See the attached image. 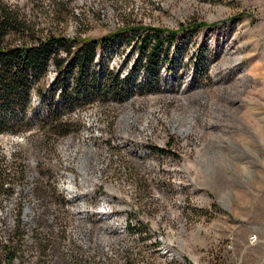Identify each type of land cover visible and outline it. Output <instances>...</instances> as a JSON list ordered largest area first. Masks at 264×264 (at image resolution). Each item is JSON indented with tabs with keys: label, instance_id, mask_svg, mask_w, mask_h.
<instances>
[{
	"label": "rangeland",
	"instance_id": "374dc122",
	"mask_svg": "<svg viewBox=\"0 0 264 264\" xmlns=\"http://www.w3.org/2000/svg\"><path fill=\"white\" fill-rule=\"evenodd\" d=\"M6 1L37 35L217 24L171 43L165 37L158 73L137 51V35L114 37L82 77L97 88L94 78L107 66L130 74L127 95L77 101L80 112L69 117L79 131L49 133L45 142L39 123L61 84L50 62L41 84H32L25 128L10 123L0 132L1 166L21 163L28 171L2 199L0 240L15 228L21 202L23 249L30 264L38 260L31 247L45 208L34 191L41 182L49 212L40 231L56 246L42 264H264V0ZM71 67L67 86L79 89L81 68ZM68 189L79 194L70 204L61 201Z\"/></svg>",
	"mask_w": 264,
	"mask_h": 264
},
{
	"label": "trees",
	"instance_id": "16d2710c",
	"mask_svg": "<svg viewBox=\"0 0 264 264\" xmlns=\"http://www.w3.org/2000/svg\"><path fill=\"white\" fill-rule=\"evenodd\" d=\"M217 23L208 24L203 21H194L190 24H181L178 28H163L147 24H128L98 37H70L64 34L37 35L36 30L30 22L17 10L13 9L6 0H0V132L9 125L10 128L19 132L25 128L29 105L32 97V84H41L44 79V72L50 62H53L57 70L56 81L60 82V92L51 100L53 105H48L45 118L40 120L39 129L46 131L45 142L50 137L47 134H55L58 138L79 131V124L73 121L66 113L78 106L77 101L89 100L93 96H102L105 99L119 98L127 95V79L130 74H113L106 67L103 78L96 76L95 87L84 83L82 77L85 66L96 56L98 48L110 45L114 37H119L123 33L130 32L137 35L139 44L137 51L145 56L146 63L152 73H158L160 69V56L164 47L163 39L168 37L170 43L181 34L190 30L201 29L214 26ZM18 36L20 42L10 43L12 37ZM64 52L71 58L66 63L65 58L60 57ZM78 64L80 77L78 78L79 89L70 90L68 85L69 76L73 73L72 64ZM86 82V81H85ZM99 84V85H98ZM36 94L45 98L43 91L38 89ZM51 95V93H49ZM56 97L59 99L56 100ZM80 98V99H79ZM60 102V105L57 103ZM62 104V105H61ZM67 110V111H66ZM8 112L9 117H3L2 112ZM7 129V128H6ZM162 154H167L170 150L156 148ZM11 170L4 168L0 163V205L3 197L11 198L16 191V183L22 182L28 175L25 164H11ZM38 182L35 187V194L42 204L45 205L43 212L37 214V226L33 229L36 238L32 249L39 251L38 260L34 264H42L49 255V250L55 252L56 246L52 245L43 235L40 228L47 221L46 215L49 212L47 192ZM54 194V192H53ZM65 202V197L61 195V201ZM1 207V206H0ZM16 225L11 230L7 240H0V264H30L24 252V239L28 233L23 219V207L18 203ZM58 219V216L54 218ZM127 264H135V261L127 259Z\"/></svg>",
	"mask_w": 264,
	"mask_h": 264
},
{
	"label": "built area",
	"instance_id": "2783aa9c",
	"mask_svg": "<svg viewBox=\"0 0 264 264\" xmlns=\"http://www.w3.org/2000/svg\"><path fill=\"white\" fill-rule=\"evenodd\" d=\"M80 109H81L80 106L79 107H75L74 110H72L69 113H66L65 116L76 115L77 113L80 112ZM78 195L79 194L76 191L71 190V189L66 190L65 193H64V196L67 199L68 204L72 203L73 200L77 199L78 198ZM86 211H88V209H86ZM79 213H82V211L81 212L79 211ZM102 213H107V212L106 211H102ZM259 240H260V238L258 237V235L257 234H253L251 236V238H250V243L251 244H256V243L259 242Z\"/></svg>",
	"mask_w": 264,
	"mask_h": 264
}]
</instances>
